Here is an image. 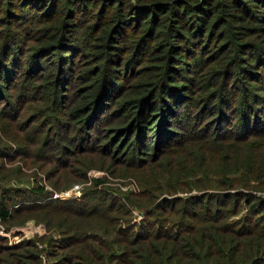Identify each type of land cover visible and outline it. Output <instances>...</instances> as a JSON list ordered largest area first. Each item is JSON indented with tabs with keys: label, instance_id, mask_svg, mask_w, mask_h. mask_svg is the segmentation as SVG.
<instances>
[{
	"label": "trees",
	"instance_id": "1",
	"mask_svg": "<svg viewBox=\"0 0 264 264\" xmlns=\"http://www.w3.org/2000/svg\"><path fill=\"white\" fill-rule=\"evenodd\" d=\"M22 100L41 102L27 120L59 160L106 138L150 197L126 202L165 195L138 225L111 221L131 209L107 193L106 264H264V0H0V115ZM26 252L10 258L41 263Z\"/></svg>",
	"mask_w": 264,
	"mask_h": 264
},
{
	"label": "rangeland",
	"instance_id": "2",
	"mask_svg": "<svg viewBox=\"0 0 264 264\" xmlns=\"http://www.w3.org/2000/svg\"><path fill=\"white\" fill-rule=\"evenodd\" d=\"M38 106H41L40 101L22 100L18 108L9 110V115H0V205L4 200L11 215L6 219L0 218V257L3 259L0 264H18L16 259L11 258H17V253H23L25 260L26 251L29 250L40 252V264H56L64 252L73 257L70 260L72 264L84 263L80 252L85 257H90L94 263L106 264V238L111 230V226L107 224L109 218L106 216V201L115 196L113 193L108 196L107 193H120L122 198L115 206L121 202L131 209L129 215L123 213L120 207L115 209L110 212L113 215L111 221L120 219L119 223L124 224L121 220L130 219L138 225L145 220L147 209H153L165 195L159 199L155 198L153 204H147L150 202L148 201L141 208L126 202L123 196H126L128 191H132L135 202L142 203V200L150 197L142 194L133 176L135 168L109 162L104 148L106 138L97 141L98 151L89 148L86 152L71 155L67 161L59 160L57 153L52 149L55 146H42L48 124L43 122L41 117L34 122L27 120L33 109ZM72 131L74 129L71 133ZM96 133L98 132L94 130V135ZM51 142L55 144L54 141ZM87 143L91 144L93 140ZM97 181L101 182L97 184ZM39 185L52 195L38 199L39 195H35L31 188ZM55 198L56 202L47 205ZM96 207L91 213L86 211ZM245 211L246 209L239 215L230 216L229 219L238 218ZM162 215H165V220L170 216L169 212H162ZM95 225L97 229L94 228ZM73 227H80V230L77 233L70 231ZM147 228L149 227L145 226V230ZM69 234H75L80 241L71 245L76 249L74 252L70 248L61 249L62 238ZM123 235L124 233L119 234L120 237ZM30 240L36 242L37 249L22 245ZM12 245L18 247L4 251L5 247ZM22 247L24 248L21 249ZM18 248L19 250H16ZM123 259L109 262L121 264ZM27 264H31V261Z\"/></svg>",
	"mask_w": 264,
	"mask_h": 264
}]
</instances>
